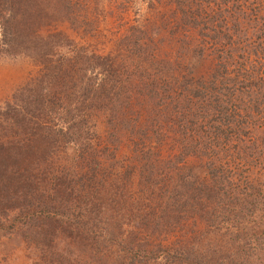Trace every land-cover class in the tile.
Segmentation results:
<instances>
[{
  "label": "trees",
  "instance_id": "16d2710c",
  "mask_svg": "<svg viewBox=\"0 0 264 264\" xmlns=\"http://www.w3.org/2000/svg\"><path fill=\"white\" fill-rule=\"evenodd\" d=\"M156 1L210 43L207 74H182L137 24L92 51L80 40L112 17L102 0H0V54L41 69L0 117V213L92 264H264V10Z\"/></svg>",
  "mask_w": 264,
  "mask_h": 264
},
{
  "label": "rangeland",
  "instance_id": "374dc122",
  "mask_svg": "<svg viewBox=\"0 0 264 264\" xmlns=\"http://www.w3.org/2000/svg\"><path fill=\"white\" fill-rule=\"evenodd\" d=\"M102 1L112 7V17L106 20V24L101 25L93 37L87 36L84 41L80 40L84 44H91L92 51L94 50L95 53L106 54L114 46L116 38L125 30L126 24H137L153 36L158 46V54L179 64L178 70L182 74L187 75L190 72L194 75L207 74L210 71L212 56H215L210 43L208 41L201 43L193 31L188 34L182 31L177 32L172 26L173 17L170 16L172 11L170 6L156 0ZM218 3L222 6L220 2ZM238 5L242 10H264V0H238ZM212 8L215 9V7ZM40 71V66L24 54H0V117L7 104L12 102L13 97L38 77ZM106 119V115L101 112H96L91 117L94 131L102 138L101 142L107 144L111 129L107 128ZM68 153L70 158L73 157L75 149L69 147ZM130 155L132 157L127 159L133 158L131 144L129 140L122 138L118 156L123 158ZM187 169L195 175H202L204 171L203 165L192 159L187 162ZM30 224L28 219L17 218L15 212L6 215L0 213V264H66L63 258L56 256L58 252L65 257L68 256L67 258L78 260L71 261L72 264L75 262L92 264L89 253L63 246L56 248L46 246L44 241L37 243L31 232L24 236L26 234L23 232L26 227L30 229ZM22 225L23 227L20 228ZM172 238L173 236H167L162 239L170 244Z\"/></svg>",
  "mask_w": 264,
  "mask_h": 264
}]
</instances>
